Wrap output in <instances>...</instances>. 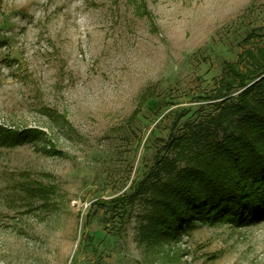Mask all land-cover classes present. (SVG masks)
<instances>
[{
    "label": "rangeland",
    "instance_id": "obj_1",
    "mask_svg": "<svg viewBox=\"0 0 264 264\" xmlns=\"http://www.w3.org/2000/svg\"><path fill=\"white\" fill-rule=\"evenodd\" d=\"M258 28L264 0H0V264H264V214L152 232L191 144L112 202L215 114L201 96Z\"/></svg>",
    "mask_w": 264,
    "mask_h": 264
},
{
    "label": "trees",
    "instance_id": "obj_2",
    "mask_svg": "<svg viewBox=\"0 0 264 264\" xmlns=\"http://www.w3.org/2000/svg\"><path fill=\"white\" fill-rule=\"evenodd\" d=\"M258 31H251L247 38L260 40L241 51L235 62H225L219 82L201 96L212 102L215 114L189 128L188 135L161 143L143 181L112 201L124 211L142 194L147 179L157 177L162 169H173L172 152L183 144L193 145L197 156L194 166L176 182H165L161 197L153 202L152 232L175 233L180 225L187 230L196 221L249 224L263 216L264 40Z\"/></svg>",
    "mask_w": 264,
    "mask_h": 264
}]
</instances>
